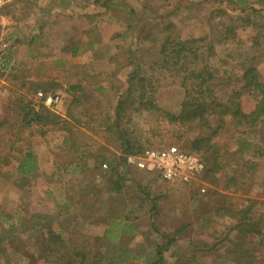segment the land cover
Returning a JSON list of instances; mask_svg holds the SVG:
<instances>
[{"label": "rangeland", "instance_id": "1", "mask_svg": "<svg viewBox=\"0 0 264 264\" xmlns=\"http://www.w3.org/2000/svg\"><path fill=\"white\" fill-rule=\"evenodd\" d=\"M17 1V3L14 2L15 4L5 10L0 18L3 39L7 41V37L11 36L10 41L13 43H26L38 40L45 47H43L44 49L41 52L36 51L38 53L37 61H45V59L52 60L53 56L56 57L58 55L61 45L63 44L62 42L66 41L68 27H74L75 21L71 20L70 23L68 18L65 17L60 20L53 18L49 19L53 14L51 10L47 11L50 0L45 3H43V1L38 2L37 0ZM156 3H158L157 0ZM162 7H158L157 9L160 8L159 10L165 15V19L156 21L154 28L156 32L149 38V42L146 41L151 47L154 43L159 44L160 38L165 34L164 30L167 25H171L168 33H171L172 36L185 38L193 36L198 38L206 35L209 37L206 42L208 43V41H211L213 45L214 35L217 31L229 25L227 17L217 15L216 5H210L209 3L201 5L198 8L195 7L194 10H192V5H190V2L187 0H171L169 6L165 8ZM222 7L224 9L227 6L225 5ZM196 13L198 18L193 19ZM216 15L218 17H216ZM236 15H238V17L249 16V19L257 25L264 24V14L261 12H252L249 9L243 13H237ZM43 22L45 24H43ZM41 24H43V26H41ZM8 28L10 30H7ZM256 33L257 29H250L247 27L240 29L238 31L239 39L237 40V44H234V42L232 43L230 40L224 45H215V55L210 58L209 63L212 64L219 73H224L228 77H238L240 72L234 67L239 61L237 56L242 57L250 53L251 39ZM259 42H261L264 51V38L260 39ZM142 43L144 47H146L144 41ZM144 47H140L138 57L139 61L143 64V73L148 74L150 78L152 77V85L157 89L154 97L155 103L162 111L176 115L180 110L179 105L183 97V90L179 86V77L170 75L165 71H158L159 69H153L152 63H159L157 51H155L154 48L147 50ZM27 49L28 48H25L21 56V53L15 50V53L19 55H14L13 58H9L12 52V50L9 49L0 57V77H2L5 72H9L10 69L14 71L16 66L15 58H23ZM45 51L48 53V56L44 54ZM34 58H36L35 55ZM2 66L5 67L4 70ZM257 69L259 73L264 76V57L260 59ZM101 102L105 109H111L112 105L115 103V99L111 97L103 98ZM5 105L6 101L3 99L0 100V106L4 107ZM94 114H97V112H94ZM1 117L4 118L5 115L1 114ZM5 119H7V116ZM83 119L85 118L83 117ZM210 122L211 128H214L215 121L211 120ZM3 126L5 127L3 128ZM131 126L134 131L133 134L136 135V139L140 137L143 149L158 148L168 144H174L178 147L188 149L190 143L197 136L204 137L210 134L209 131L203 129L182 134L180 129L169 126L162 115L147 112L138 114L134 118ZM0 127V158L5 159L0 162V253L4 255L0 254V264H27L30 260L25 259V256L28 255V253H33L32 255H35L34 253L38 252L33 245L40 239L41 235H46V226L41 225L37 219V215L40 213L43 215L42 217L45 218L44 221L48 224L51 223L54 229L65 230L64 232L66 233H63L62 236L66 243V249L82 245L85 241L87 243V249L92 247V258H97L98 256L102 257V264H108L111 261L109 257H105V254L110 252V256L115 254L118 255L121 252H123L122 254L125 253L126 255L122 257V260L126 263L122 264H150L154 259L155 247L163 243L160 234L173 233L182 226L185 227L184 233L177 237L174 245L163 255L165 264H175L178 262L185 264H234L228 258L227 254L230 250V244L226 241L221 244H216L215 241L216 238L222 237L224 234H227V238L233 241L237 234L234 231L226 233L227 229L232 225L229 220L214 216L212 211L222 200L219 196L213 195L211 191L223 195L227 194L230 201H234L238 198H253L264 201V159L253 157L252 150L238 153L234 141L236 134L232 129L226 127L222 130L219 137L216 138L217 147L221 155V163L223 165V170L221 172L222 176L216 187L210 186V184L201 179V182L192 185L184 186L177 183H167L168 186H163V189H136L137 193H140L139 200H145V197H143L145 195L144 193L152 196L151 199H158L160 212L159 214L156 212H154V214L152 213V216L149 218L148 216L141 215L138 221L125 220L124 222V216L130 218L134 217V211L129 209H139L138 213L143 212V209L150 206L149 202L146 201L144 203L143 201H139L135 195L136 191L133 189H122L120 193L115 194L106 193L105 189H93L94 182L90 180L89 185H86L90 186V188L87 189L89 194L85 199L82 197L79 198L81 201L84 200L89 207V213L84 222L85 225L79 222L73 224L70 233L67 232L69 223L65 222L66 219L63 220L66 217H60L58 219L57 213H53L51 195L41 194L40 192L43 189L24 190V192H22L18 188H15V191L12 190L11 196L13 199L11 205L7 204L9 199V197H7V189L11 188L7 185V183H9L7 182V177L4 178L2 175L3 173H1L5 166L7 169V122L0 120ZM12 131L15 130L12 129ZM74 131V137H78V141L85 142L89 147L88 151H93L94 153L99 151V147H102L106 150L107 157L119 155V140L116 135L108 136L99 130H83L79 127H74ZM20 134H22L25 139H29L30 143L31 141L35 143V145H31L30 148H33L34 151H37V153L43 157V164L45 167L49 166L45 159L51 158L53 154L62 157L60 154L64 153L62 149L60 151L58 150L60 147L53 148L52 145H55V141H52L51 144H36V141H43L44 138H46V141L59 139L61 138L60 135H54L53 133L42 135L39 129H31L30 132L23 130ZM247 135L250 136L248 138L250 142L253 143V147L256 148L258 146L260 133L248 131ZM83 139H86V141ZM191 154L200 158L196 153ZM91 160L92 159H90V161ZM251 161L260 165L255 171L247 172L245 168H241L243 162L249 163ZM3 163L5 166H3ZM105 164L108 166L107 163ZM232 171H236L238 175L240 172L244 173L246 181L241 182L237 188L238 190L234 193L232 190L225 192L224 189L227 180L233 175ZM79 179L82 180L81 177H79ZM83 181L84 182H80L81 185L85 183L84 179ZM200 189H204V193H201ZM38 190L40 191L36 194ZM21 199L23 201H21ZM54 200H57V198L54 197ZM59 201H64V193H61L59 196ZM20 203H22V205ZM36 204H41V206L36 208ZM257 210L259 212H264V204L259 205ZM145 212L146 211H144V213ZM23 213L25 214L24 217ZM26 214L30 217L27 218ZM53 214L54 216L52 219ZM15 217L17 218L15 219ZM119 219L124 223V226L121 227L122 231L119 236L120 238L115 241L101 242V238L98 235L101 234L105 227L114 226V222ZM127 226H132V228L128 230ZM36 229H38L40 233L35 232ZM12 238V243H9ZM95 240L100 241L99 245L95 246L93 244ZM213 243H215V246L208 252H200L197 250L199 247L205 245L211 247ZM257 243V238L250 237L245 240L244 248L250 257L249 264H264V252L261 253L257 247ZM15 246L18 248L17 252L14 251ZM90 258L91 257H88V259ZM31 260L34 264H43L40 259ZM46 264H65V259L56 261L53 257Z\"/></svg>", "mask_w": 264, "mask_h": 264}, {"label": "trees", "instance_id": "2", "mask_svg": "<svg viewBox=\"0 0 264 264\" xmlns=\"http://www.w3.org/2000/svg\"><path fill=\"white\" fill-rule=\"evenodd\" d=\"M235 1L228 0L225 3L226 8L223 9L219 6L216 9L217 15L227 17L229 25L217 31L213 39L214 45L211 41L206 42L209 39L206 35L198 38L172 36L171 33H168L171 25L164 30L165 34L159 40L158 56L160 62L154 65L155 69H159L158 71H165L170 75L179 77V86L183 90V97L178 114L164 112L156 105L154 97L157 89L152 85L153 79L149 77L147 80L146 77H141L140 74L143 71L140 66H137L128 76L125 90L116 98L111 109H105L101 102H97L96 108H85L84 104L94 98L88 97L84 93L83 87L73 86L69 88V92L78 94L72 99L71 106L66 113V118L73 123L72 126L86 128L90 131L99 130L108 136L116 135L119 140V155L110 157L106 156V150L102 147L93 153V151H88V145L83 144L82 141L71 142L70 151L80 158L83 172L88 170L89 166H91V170L95 171L100 168L101 164L107 163L105 172L108 173V180L111 183L115 184L119 180H125L126 170L120 174L117 169L119 166L123 167L126 155L143 151L140 137L138 136L139 139H136L131 128L134 118L143 112L162 115L169 126L180 129L182 134L198 129L210 132L204 137L197 136L190 143L188 149L180 147L189 153H196L200 156L204 164L201 179L210 186L216 187L222 176L223 165L216 138L226 127L232 129L236 134L234 137L236 144H234L238 153L252 150L253 157L264 159V76L257 69L260 59L264 57V51L261 42H259L260 39L264 38V24L257 25L249 19V16L238 17L236 15L249 9L252 12L264 14V0H252L250 5H247L248 0ZM239 3H247V6L239 7L242 6ZM246 27L257 29V33L251 39L250 53L242 57L237 56L239 61L234 67L240 72V75L238 77L231 76V78L224 73H219L209 63L210 58L215 55V45H224L230 40L237 44L238 31ZM2 69L4 70L5 67L2 66ZM42 92L47 94L45 90ZM78 109H80L79 112ZM17 111L25 131L30 132L31 129H39L42 135L47 131H61L68 135V138H74L73 127L67 120L62 119L51 109L39 107L38 110H35L29 98L19 99ZM93 111H98V113L94 114ZM81 117H85L86 120L84 121ZM211 120L215 121L214 128L210 126ZM248 131L260 133L256 148L253 147V143L248 138L250 137L247 135ZM90 159L92 160L90 161ZM2 160L5 159L0 158V162ZM258 166H260L258 163L251 161L249 163L243 162L241 168H245L247 172H252ZM36 169L37 161L31 154H26L17 162L15 168L18 174L24 176H31ZM232 173L233 175L227 180L225 192L232 190L234 193L238 190L241 182L246 181L244 173L240 172L239 175L236 171H232ZM121 190L107 189L106 192L115 194ZM211 192L222 200L216 208L214 207L212 211L214 216L229 220L232 225L226 233L234 231L237 234L233 241L227 238V234H224L222 237L216 238L215 243L221 244L226 241L230 244V250L227 254L234 264H249L250 257L244 248L246 239L257 238V247L261 253L264 252V212L257 210V207L263 205L264 201L253 198H238L230 201L227 194ZM37 219L41 225L46 226V235H41L40 239L33 245L38 252L34 253L35 255L28 253L25 256V259L30 260L27 264H34L31 259H40L43 264H46L53 257L56 261L65 259V264H102V257L97 255L96 258L94 255L92 258V247L87 249L85 241L82 245L66 249L61 230H56L51 223H46L44 217H37ZM128 219L130 217L125 216V220ZM127 228L130 230L132 226H127ZM121 231V227L114 224V226L106 229L100 241H115ZM184 231L185 227L182 226L173 233L160 234L163 243L155 247L154 259L150 264H165L163 255L174 245L177 237L182 235ZM35 232L40 233L38 229ZM100 241L95 240L93 244L97 246ZM215 243L211 247L205 245L197 250L208 252L215 246ZM16 250L18 251V248ZM110 253L105 254V257H109L111 260L108 264L126 263L122 260V257L126 255L125 253L122 254L123 252H121L113 256H110ZM88 257L91 258L88 259ZM175 264L185 263L178 262Z\"/></svg>", "mask_w": 264, "mask_h": 264}, {"label": "crops", "instance_id": "3", "mask_svg": "<svg viewBox=\"0 0 264 264\" xmlns=\"http://www.w3.org/2000/svg\"><path fill=\"white\" fill-rule=\"evenodd\" d=\"M37 1H43V3H45L49 0ZM187 1L190 2L192 10H194L195 7L198 8L206 3L216 5V8H219L220 5L221 7L225 6L228 0ZM251 1L252 0H248V4L239 3L242 5L239 7L250 5ZM17 2L18 1H15V3ZM157 2L158 3H156V0H50L47 11L51 10L53 14L49 19L53 18L60 20L65 17L68 18L70 23L71 20L75 21V26L68 27L66 41L62 42L63 44L61 45L58 55L56 57L53 56L52 60L45 59V61L40 62L37 61L38 53L36 51L41 52L44 49L43 47H45L40 41L33 40L26 43H13L10 41L11 36L7 37L6 41L3 39L0 25L2 39L6 41L9 46L7 50H12L9 58H13L14 55H19L15 53V50H18L21 56L25 48H28L23 58H15L16 66L14 71L10 69L9 72H5L2 77H0V89H4L5 91V93L0 94V100L3 99L6 101L4 107L0 106V120L7 122L8 131L7 169L4 165L5 167L3 171H1L3 177H7V182H9L7 185L11 188L7 189V197H9L7 204L11 205L13 199L11 196L12 190L15 191V188H18L22 192H24V190L43 189L40 193L51 195L53 213H57L58 219L60 217H66L63 220L66 219L65 222L69 223L67 232L71 233L70 230L73 224L79 222L85 225L84 222L89 213V207L84 200L81 201L79 198L82 197L85 199L89 194L87 189H89L90 186L86 185H89L90 180L94 182L93 189H105V192L107 189H133L136 191V189H163V186H168L167 182L162 181L157 175L138 171L132 167L126 166L125 163L123 167L119 166L117 169L120 174L126 170L125 180H119L117 183L114 182L115 184L108 180V173L100 169L101 166L95 171L91 170V166H89L88 170L83 172L81 169L82 163L79 160L80 158L70 151L71 142L78 141V137H74V140L70 139L67 137L68 135L61 131H47L44 134H57L61 136L59 139L46 141V138H44L43 141H36V144L38 143L39 145L42 143L51 144L52 141H55V145H52L53 148L60 147L58 150L60 151L62 149L64 152L60 154L62 157L53 154L51 158L45 159L49 165L45 167L43 164V157L39 155L37 151H34L33 148H30L31 145H35V143L32 141L30 143L29 139H25L22 134H20L24 129L22 128L21 119H19L18 116L19 112L17 111V104L20 98H29L31 102H33L34 93L36 91L45 90L47 94H54L60 97V103L57 105L56 109L52 111L65 121L67 120L72 126L73 123L70 119L66 118V113L71 106L72 99L77 97L78 94L69 92L70 87H83L84 93L88 95V97L94 98L84 104L85 108H96L98 105L97 102L100 103L103 98L111 97L116 100L125 90L128 76L135 68L140 66L143 71V64L139 61L138 57L140 47H144L142 42L144 41L146 44V47H144L145 49L154 48L158 55L160 43H154L151 47L146 41L155 34L156 30H154V28L156 21L165 19V15H163L159 9L162 6V8L169 6L171 0H157ZM233 2L236 1L233 0ZM15 3L4 5L0 11V18L3 12ZM158 7L160 8L157 9ZM216 17L218 16L216 15ZM194 18H198L197 13L193 16V19ZM44 22L43 24H45ZM43 24H41V26H43ZM7 30L10 29L8 28ZM44 54L48 56L46 51ZM34 55L36 58H34ZM154 66L155 65L152 63L153 69H155ZM140 76L146 77L147 80H149L150 77L148 74L144 73H141ZM113 106L114 105H112V107ZM79 111L80 109H78V112ZM94 112L98 113V111H93V113ZM1 114H4L5 117H1ZM6 116L7 119H5ZM81 118L83 119V117ZM83 120L85 121L86 118ZM5 126H3V128ZM12 129L15 131H12ZM72 129L74 136V127ZM82 129L86 130V128ZM83 140L86 141V139ZM83 144H85V142H83ZM26 154H31L37 161V169L31 176L20 175L15 170L17 162ZM79 177H81L82 180H80ZM83 179L85 183L81 185L80 182H84ZM201 181L202 180L199 182ZM39 191L40 190L36 191V194H38ZM61 193H64V201L62 202L59 201ZM139 194L136 191L135 195L138 200L140 198ZM144 194L143 197H145V200L139 201H143L144 203L148 201L150 206L143 209V212L140 213H138L139 209H129L134 211V217L127 221H138L141 215L148 216L149 218L154 212L159 214L160 207L158 206V199H151L152 196L146 195V193ZM54 197H56L57 200H54ZM21 201L23 200L21 199ZM20 204L22 205V203ZM40 206L41 204H36L35 207L39 208ZM144 211L146 212L144 213ZM26 215L27 218L30 217L28 214ZM24 216L25 214L23 213V217ZM42 216L41 213L37 215V217ZM53 216L54 214L52 215V219ZM16 218L17 217H15V219ZM114 224H118L120 227L124 226V223H122L120 219L115 221ZM107 228L108 227H105L101 234L98 235L100 238H102ZM64 231L65 230H61L62 234L66 233ZM119 236H117L116 239H119ZM12 240L13 238L9 243H12ZM16 248L15 246L14 251H17ZM0 254L3 255L2 253Z\"/></svg>", "mask_w": 264, "mask_h": 264}, {"label": "built area", "instance_id": "4", "mask_svg": "<svg viewBox=\"0 0 264 264\" xmlns=\"http://www.w3.org/2000/svg\"><path fill=\"white\" fill-rule=\"evenodd\" d=\"M15 1L17 0H0V11L4 5ZM8 47L0 32V57L7 52ZM3 93H5L4 89H0V94ZM59 103V96L36 91L32 107L35 110H38L39 107L53 110ZM124 163L138 171L157 175L164 182L181 185L199 182L204 171V164L199 157L174 144L158 148H145L140 153L126 155ZM101 168L106 171V164H102ZM200 192L204 193V189H200Z\"/></svg>", "mask_w": 264, "mask_h": 264}]
</instances>
